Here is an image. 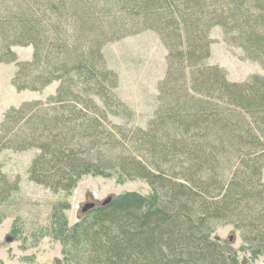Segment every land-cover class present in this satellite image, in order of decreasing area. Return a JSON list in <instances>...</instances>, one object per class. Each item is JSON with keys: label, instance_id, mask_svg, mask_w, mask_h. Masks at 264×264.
I'll return each instance as SVG.
<instances>
[{"label": "trees", "instance_id": "1", "mask_svg": "<svg viewBox=\"0 0 264 264\" xmlns=\"http://www.w3.org/2000/svg\"><path fill=\"white\" fill-rule=\"evenodd\" d=\"M215 26L264 70V0H0V62H15L12 85L57 83L45 101L5 112L0 152L36 150L28 179L52 192L69 193L87 174L152 190L120 194L66 230L55 214L67 264H247L212 238L219 224L240 233L241 251L264 253V73L235 82L208 64ZM143 30L166 48L158 89L170 101L125 131L102 124L127 111L103 48ZM15 46H31V59L19 61ZM18 190L0 165V207Z\"/></svg>", "mask_w": 264, "mask_h": 264}, {"label": "rangeland", "instance_id": "2", "mask_svg": "<svg viewBox=\"0 0 264 264\" xmlns=\"http://www.w3.org/2000/svg\"><path fill=\"white\" fill-rule=\"evenodd\" d=\"M235 36L234 32L225 34L219 26L210 29L208 64L217 65L226 72L229 80L235 82L245 81L254 74H263L258 61L245 58L240 47L242 41H232ZM13 50L19 61L31 59V46H15ZM103 53L107 66L117 74L116 94L127 111L123 109L119 118L112 119L111 123L103 121L102 124H122L125 131L136 126L145 128L170 101L164 102L158 89L166 74L167 53L160 36L151 30L139 31L106 44ZM16 69L15 62H0V124L10 108H19L23 102L45 101L57 87V83L53 82L41 91H17L11 83ZM181 97L189 99L186 93H181ZM35 154L36 150L16 152L6 149L0 152L2 171L11 180L19 179V190L14 199L9 205L0 207V264H67L63 239L61 242L53 233L55 214L61 212L64 215L66 230L83 214L102 206L107 197H111L112 201L128 191L147 197L152 194L151 187L142 179L119 183L114 177L91 174L82 176L69 193L52 192L28 179L27 170ZM262 180L264 183V167ZM87 203H93L94 207L82 213V207ZM64 217L59 218V223ZM6 236H10L12 241L6 242ZM211 236L230 242L238 251L239 258L245 257L247 264L264 262V253L253 258L240 250L243 242L232 224L217 225ZM66 246L69 247L68 243Z\"/></svg>", "mask_w": 264, "mask_h": 264}, {"label": "water", "instance_id": "3", "mask_svg": "<svg viewBox=\"0 0 264 264\" xmlns=\"http://www.w3.org/2000/svg\"><path fill=\"white\" fill-rule=\"evenodd\" d=\"M111 202V197H107L103 202H102V206L108 205ZM94 204L93 203H87L82 207L81 212L85 213L86 211H88L89 209L93 208ZM6 242H11L12 238L10 236H6L5 238ZM253 264H264L263 261L257 262V263H253Z\"/></svg>", "mask_w": 264, "mask_h": 264}]
</instances>
